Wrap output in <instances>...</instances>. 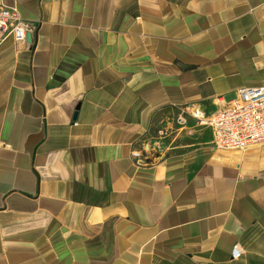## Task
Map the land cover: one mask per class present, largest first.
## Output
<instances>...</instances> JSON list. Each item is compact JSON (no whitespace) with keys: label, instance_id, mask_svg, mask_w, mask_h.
Returning <instances> with one entry per match:
<instances>
[{"label":"crops","instance_id":"0c3cea01","mask_svg":"<svg viewBox=\"0 0 264 264\" xmlns=\"http://www.w3.org/2000/svg\"><path fill=\"white\" fill-rule=\"evenodd\" d=\"M0 6L36 25L0 46V264H264V144L190 115L264 83V0Z\"/></svg>","mask_w":264,"mask_h":264},{"label":"built area","instance_id":"2783aa9c","mask_svg":"<svg viewBox=\"0 0 264 264\" xmlns=\"http://www.w3.org/2000/svg\"><path fill=\"white\" fill-rule=\"evenodd\" d=\"M36 30V25L24 20L17 9L0 6V46L12 36L17 43L27 41V35ZM198 125L212 129V144L216 149L243 151L255 145L264 144V83L258 87H242L233 100L207 117L203 111L190 112ZM179 125L186 124L180 116ZM77 125V124H76ZM139 158L138 153L134 154ZM243 254L240 245L232 249L231 257L238 260Z\"/></svg>","mask_w":264,"mask_h":264},{"label":"water","instance_id":"95a60500","mask_svg":"<svg viewBox=\"0 0 264 264\" xmlns=\"http://www.w3.org/2000/svg\"><path fill=\"white\" fill-rule=\"evenodd\" d=\"M31 40V35H27V41H30ZM76 116H77V114H75V117L74 118H76Z\"/></svg>","mask_w":264,"mask_h":264},{"label":"rangeland","instance_id":"374dc122","mask_svg":"<svg viewBox=\"0 0 264 264\" xmlns=\"http://www.w3.org/2000/svg\"><path fill=\"white\" fill-rule=\"evenodd\" d=\"M150 147H146V149L148 150ZM140 155V153H138ZM142 156V155H141Z\"/></svg>","mask_w":264,"mask_h":264}]
</instances>
